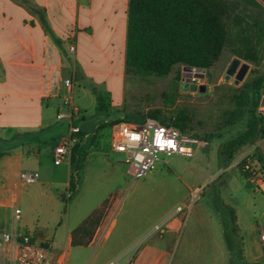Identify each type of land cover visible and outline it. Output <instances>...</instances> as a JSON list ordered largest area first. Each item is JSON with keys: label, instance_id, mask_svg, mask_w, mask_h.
<instances>
[{"label": "crops", "instance_id": "0c3cea01", "mask_svg": "<svg viewBox=\"0 0 264 264\" xmlns=\"http://www.w3.org/2000/svg\"><path fill=\"white\" fill-rule=\"evenodd\" d=\"M129 1L0 0L2 226L10 228L13 206H18L24 195L30 196L33 189L40 187L47 190L46 187L55 185L67 190L76 165H80L81 161L86 162L90 154L99 157L98 163L101 161L104 164L103 172L98 173L102 179L98 186L100 190H97L98 201L84 213H82L83 207L79 209L76 225L68 226L66 229L67 238L63 246L67 250L61 253L67 256V260L68 251L73 248L71 238L73 230L105 201L110 200L109 204L112 202L114 196L112 188L117 189L121 184L118 173L123 170L122 173L129 174L128 167L119 165L124 160L114 159L116 154L125 153H117L111 148L115 127L120 121L113 119L111 122L97 123L95 125L97 133L92 138L86 133L85 127L78 124L85 120V114L73 115L66 102L67 97H70L74 104L76 97L81 100L83 93V96L89 97L92 106L95 107L99 88L92 85L87 88L82 87L80 80L92 79L98 86L110 76L123 77L128 72L126 47ZM70 44L75 46L74 52H71ZM95 54L102 57V62L101 58L95 57ZM69 81L72 82L71 87L66 86V82ZM83 110L85 113L88 112L85 108ZM258 113L263 118L264 133V94L258 105ZM108 125L111 126L110 138L108 141H103L101 133ZM72 126L79 127L85 139L76 148L71 161L65 160L57 166L54 164V149L69 133ZM257 146H262L259 159L264 169V139H261L255 147ZM128 159L129 157L125 159L126 164ZM235 161H232V165ZM89 163L79 179L76 190L78 193L74 201L82 192L84 198L85 195L87 198V193L92 187L93 177L87 170ZM27 173L39 174L37 182L29 184L31 186L23 184L22 181ZM242 177L244 178L242 191L251 199L256 215L254 224L249 222L246 203L235 199L227 201L224 205L232 208L235 227L241 234L239 243L242 250L241 264L244 262L264 264V240L261 238L264 235V194L254 193L248 180L244 175ZM155 188V192L163 198L166 186L156 183ZM22 219L21 215V221ZM159 219L161 217L157 220ZM106 226L103 221L89 247L98 244L104 238L108 240L116 229L117 220L114 219L109 228ZM157 226L156 224L155 227ZM146 233V236H151L149 231ZM168 233H170L169 229L163 230L158 239H146L144 247L133 257L130 264H168V261L164 262V255L161 253L164 243L168 244L169 238L165 236ZM171 233L174 231L172 230ZM218 233L216 230L212 238L204 242L201 240L199 243L214 249L223 250L226 247L228 259L225 264H231V248L225 231L222 237ZM140 242L141 239L136 235L125 237L123 232L117 233L114 238L118 252L125 250L127 244L137 246ZM54 254L59 253L54 252ZM124 256L125 254L117 253L114 261L119 263Z\"/></svg>", "mask_w": 264, "mask_h": 264}, {"label": "rangeland", "instance_id": "374dc122", "mask_svg": "<svg viewBox=\"0 0 264 264\" xmlns=\"http://www.w3.org/2000/svg\"><path fill=\"white\" fill-rule=\"evenodd\" d=\"M95 57L101 58L102 62L101 56L95 54ZM235 58L250 66L239 84H235V77L226 80V71ZM263 70L264 61L255 67L249 61L225 50L219 61L207 70L206 78L197 82V86L191 83L190 71L186 66L174 67L166 77L126 72L123 77L110 76L98 86L92 79H81L82 87L92 85L99 88L95 107L82 92L81 100L77 96L74 102L81 109L78 108L79 114H85V120L78 124L83 125L92 138L97 133V123L103 124L113 119L139 122L144 115L149 116L151 111L158 110L167 117L176 118L181 115L187 131L194 139L206 142V147L192 158L162 155L153 170L136 179L120 171L118 177L121 184L117 189L112 188L113 200L108 205L107 218L104 219L107 228L116 219V229L108 240L104 238L91 247L70 249L67 264H112L117 253L125 254L119 264H130L144 247L146 239H158L162 231L167 229L170 233L165 236L169 241L168 244L164 243L161 253L164 262L168 261V264H225L228 259L226 247L223 250L214 249L199 243L212 238L216 230L221 237L225 231L227 240L237 249L230 252L231 264H241V234L235 227L232 208L224 204L235 199L246 203L249 222L254 224L256 215L251 199L242 191L244 178L236 161L245 153L259 158L262 146L255 147L257 143L246 144L235 149L232 152H236L235 164L227 162V146L247 129V117L232 126H226V122L229 112L236 108L234 96L240 94L249 78ZM202 86H206L205 92H201ZM110 129L108 125L101 133L103 141L109 140ZM88 158L86 162H79V179L90 162L87 170L93 178L87 198L86 195L84 198L82 192L74 201L78 193L75 191L67 201L62 197L67 190L54 185L46 187L47 190L40 187L33 189V194L24 195L18 203L23 218L19 227L41 232L49 240L52 252L61 254L67 250L63 246L67 238V227L76 225L79 209L83 207L84 213L98 201L97 190H100L98 186L102 182L98 173L103 172L104 164L101 161L98 163L99 157L90 154ZM126 158L128 156L125 154H116L114 159L124 160L119 165L127 168ZM156 183L166 186L163 198L155 192ZM159 217L161 219L157 220ZM172 230L174 233H171ZM146 231L151 236H146ZM119 232H123L125 237L136 235L141 239L140 244H127L125 250L118 252L114 238Z\"/></svg>", "mask_w": 264, "mask_h": 264}, {"label": "trees", "instance_id": "16d2710c", "mask_svg": "<svg viewBox=\"0 0 264 264\" xmlns=\"http://www.w3.org/2000/svg\"><path fill=\"white\" fill-rule=\"evenodd\" d=\"M225 50L255 67L264 61V0L129 1L128 72L166 77L176 66L209 70ZM263 94L264 70L249 78L240 94L234 96L236 108L229 112L226 126L235 125L247 117V129L229 142L227 162L234 161L236 152H232L235 149L264 139L263 118L258 113ZM147 118L189 132L181 115L167 117L157 110L151 111L149 116L144 115L139 122ZM108 205L109 202L105 201L73 230L72 247L91 245L106 217ZM38 236L43 237L41 232ZM229 247L231 252L237 250L230 241ZM239 255L241 259L242 250Z\"/></svg>", "mask_w": 264, "mask_h": 264}, {"label": "built area", "instance_id": "2783aa9c", "mask_svg": "<svg viewBox=\"0 0 264 264\" xmlns=\"http://www.w3.org/2000/svg\"><path fill=\"white\" fill-rule=\"evenodd\" d=\"M71 52L75 46L70 44ZM196 71H190V81L197 86ZM72 82H66L71 87ZM73 115L79 114L70 97L66 99ZM85 139L81 129L72 126L69 133L62 138L54 149V164L59 166L63 161H71L75 148L80 146ZM206 147V142L194 139L191 133L181 129L164 125L157 120L147 118L144 122L120 121L116 124L112 137L111 148L117 153H125L129 159L128 172L134 179L146 175L153 170L160 156L194 157L201 149ZM240 172L252 186L256 194H264V169L261 160L248 154L236 162ZM76 165L72 172L70 187L64 194L69 201L79 185L80 169ZM38 173H27L23 176V184L29 185L37 182ZM0 203V264H67V256L63 253L54 254L49 240L38 236V230L20 228L21 209L13 206V219L10 228L2 226ZM181 209L179 208L178 211ZM264 240V235L261 236ZM112 264H119L114 262Z\"/></svg>", "mask_w": 264, "mask_h": 264}, {"label": "water", "instance_id": "95a60500", "mask_svg": "<svg viewBox=\"0 0 264 264\" xmlns=\"http://www.w3.org/2000/svg\"><path fill=\"white\" fill-rule=\"evenodd\" d=\"M189 71H196V75L200 79H205L206 78V69H194L187 67ZM250 69V66L248 64H242V61L238 58H235L232 60L230 66L228 67L226 71V80H230L232 77L236 78L235 84H239V82L243 81L246 74L248 73ZM206 86H202L200 88L201 92L206 91Z\"/></svg>", "mask_w": 264, "mask_h": 264}]
</instances>
